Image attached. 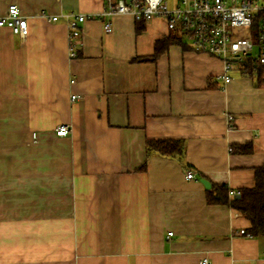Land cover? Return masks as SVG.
Listing matches in <instances>:
<instances>
[{
	"label": "crops",
	"instance_id": "1",
	"mask_svg": "<svg viewBox=\"0 0 264 264\" xmlns=\"http://www.w3.org/2000/svg\"><path fill=\"white\" fill-rule=\"evenodd\" d=\"M115 2L0 0L27 21L23 41L0 28V264H264V236L201 184L254 187L264 87L235 71L223 85L221 62L161 19L97 18ZM67 13L88 17L73 58ZM159 140L183 157L147 156Z\"/></svg>",
	"mask_w": 264,
	"mask_h": 264
},
{
	"label": "built area",
	"instance_id": "2",
	"mask_svg": "<svg viewBox=\"0 0 264 264\" xmlns=\"http://www.w3.org/2000/svg\"><path fill=\"white\" fill-rule=\"evenodd\" d=\"M97 16H129L134 22L161 19L167 30L178 33L191 50L221 62L222 74L217 80L223 85L230 82V73L235 71L258 80L264 87V3L257 0H116ZM59 17L46 15L44 18L55 23ZM61 17L66 20L69 57L73 58V41L79 35V25L88 17L79 13H67ZM0 28L8 29L23 41L27 36L26 17L15 5H10L0 16ZM103 29L110 33V24L106 23ZM239 29L243 30L242 33ZM54 132L57 137H65L68 128L61 125ZM184 179L193 180V172L185 171ZM230 194L239 196L237 191ZM239 234L244 235V232ZM171 236L167 233V237ZM199 264L208 262L202 259Z\"/></svg>",
	"mask_w": 264,
	"mask_h": 264
},
{
	"label": "trees",
	"instance_id": "3",
	"mask_svg": "<svg viewBox=\"0 0 264 264\" xmlns=\"http://www.w3.org/2000/svg\"><path fill=\"white\" fill-rule=\"evenodd\" d=\"M173 43L175 44L174 37L168 38L166 41L156 42L152 57L140 58L136 61H154L166 46ZM146 154L147 156L156 154L161 157L181 159L184 154L183 142L173 140L148 141L146 143ZM144 170L145 166L139 169V171ZM229 193L230 191L225 185L212 184L205 191L206 203L208 205L229 206L249 221L250 227L246 233L244 232L245 234L251 238L264 236V165L255 169L254 187L252 189L240 190L238 197H231Z\"/></svg>",
	"mask_w": 264,
	"mask_h": 264
},
{
	"label": "water",
	"instance_id": "4",
	"mask_svg": "<svg viewBox=\"0 0 264 264\" xmlns=\"http://www.w3.org/2000/svg\"><path fill=\"white\" fill-rule=\"evenodd\" d=\"M201 184L203 185V187L205 188V189H209L210 188V185H209V183L207 182V181H205V180H201Z\"/></svg>",
	"mask_w": 264,
	"mask_h": 264
},
{
	"label": "rangeland",
	"instance_id": "5",
	"mask_svg": "<svg viewBox=\"0 0 264 264\" xmlns=\"http://www.w3.org/2000/svg\"><path fill=\"white\" fill-rule=\"evenodd\" d=\"M259 3H264V0H257ZM240 33H242V29H239Z\"/></svg>",
	"mask_w": 264,
	"mask_h": 264
}]
</instances>
